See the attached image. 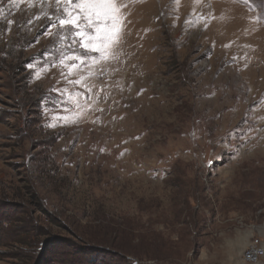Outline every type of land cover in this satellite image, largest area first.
I'll return each mask as SVG.
<instances>
[{
    "label": "rangeland",
    "instance_id": "rangeland-1",
    "mask_svg": "<svg viewBox=\"0 0 264 264\" xmlns=\"http://www.w3.org/2000/svg\"><path fill=\"white\" fill-rule=\"evenodd\" d=\"M43 11L0 0V264H245L264 240V0H129L96 64H61Z\"/></svg>",
    "mask_w": 264,
    "mask_h": 264
},
{
    "label": "snow or ice",
    "instance_id": "snow-or-ice-1",
    "mask_svg": "<svg viewBox=\"0 0 264 264\" xmlns=\"http://www.w3.org/2000/svg\"><path fill=\"white\" fill-rule=\"evenodd\" d=\"M33 4L34 0H28ZM49 3L50 12L43 11L37 15L51 22L50 35H54L64 47L71 49V55L60 48L59 60L63 64L66 58L79 61L80 64L99 63L106 61L122 39L123 29L127 26L126 15L129 0H40V3ZM139 2V0H137ZM179 3V0H174ZM191 23L190 21H186ZM52 29L56 31L53 32ZM77 46L82 52L77 51ZM99 53V56L92 55ZM33 67V65H29ZM69 74L71 69L78 67L73 63L67 65ZM46 71V69H44ZM37 78L40 72L36 73ZM84 78L73 81L80 84ZM65 121L67 117L63 118ZM74 122V121H73ZM51 126V125H50Z\"/></svg>",
    "mask_w": 264,
    "mask_h": 264
},
{
    "label": "built area",
    "instance_id": "built-area-1",
    "mask_svg": "<svg viewBox=\"0 0 264 264\" xmlns=\"http://www.w3.org/2000/svg\"><path fill=\"white\" fill-rule=\"evenodd\" d=\"M245 264H261L264 261V240L254 238L247 244L242 253Z\"/></svg>",
    "mask_w": 264,
    "mask_h": 264
},
{
    "label": "trees",
    "instance_id": "trees-1",
    "mask_svg": "<svg viewBox=\"0 0 264 264\" xmlns=\"http://www.w3.org/2000/svg\"><path fill=\"white\" fill-rule=\"evenodd\" d=\"M1 218L4 219V220L10 221V223H12V222L15 223L14 222V219L11 218V216L9 215V212H5L1 216ZM46 245H50V243L46 242ZM98 254L100 256V254H104V252H98ZM37 255H38V262L35 263V264H55V263L50 262V260L47 259V257H46L48 255V252L47 251H44V252H41V253L38 252ZM114 262L115 263H91V264H128V263H117V260L114 261Z\"/></svg>",
    "mask_w": 264,
    "mask_h": 264
}]
</instances>
